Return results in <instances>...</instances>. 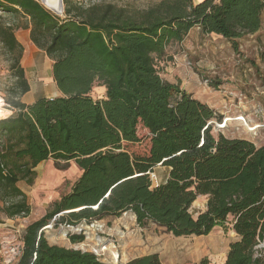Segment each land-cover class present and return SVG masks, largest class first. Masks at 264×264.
<instances>
[{
    "label": "trees",
    "instance_id": "1",
    "mask_svg": "<svg viewBox=\"0 0 264 264\" xmlns=\"http://www.w3.org/2000/svg\"><path fill=\"white\" fill-rule=\"evenodd\" d=\"M63 2L65 18L38 0H0V12L29 19L31 42L53 62L60 92L29 105L22 101L30 84L16 32L29 25H0V41L15 57L18 79L7 99L16 112L0 118L3 213L9 219L31 215L18 184L33 185L43 162L53 160L62 171L74 162L82 172L52 211L22 230L17 264H102L92 253L49 244L43 229L54 218L58 228L127 212L141 228L153 223L176 237L231 230L236 239L224 264H264V145L217 132L209 125L220 120L216 111L180 84L166 82L158 67L168 46L195 28L221 36L240 53V41L262 29L264 0H162L143 11ZM100 89L103 98L94 97ZM6 106L0 97V112L12 114ZM139 127L150 138L143 154L128 149L142 142ZM158 167L167 168L169 176L154 186L151 176ZM200 198L206 199V209L196 215L192 207ZM83 229L91 247L92 231L98 229ZM70 241L81 243L84 236ZM94 241L98 256L118 263L120 242L113 241L116 253L109 240ZM127 264L163 263L153 254Z\"/></svg>",
    "mask_w": 264,
    "mask_h": 264
},
{
    "label": "rangeland",
    "instance_id": "2",
    "mask_svg": "<svg viewBox=\"0 0 264 264\" xmlns=\"http://www.w3.org/2000/svg\"><path fill=\"white\" fill-rule=\"evenodd\" d=\"M41 2V0H38ZM76 4L88 6L91 4H113L131 11H143L159 3L162 0H73ZM198 4L204 0H193ZM51 11V10H50ZM65 18V14L58 15ZM29 25V19L23 15H12L0 12V25ZM30 25L27 29H19L16 32L17 40L24 47L21 59V67L25 71V77L34 95L43 92H52L56 87L52 77L53 62L44 52L36 51L28 40ZM30 44V45H29ZM32 46V48L30 47ZM32 49V50H31ZM14 56L0 41V97L4 99L6 107L12 111L1 112L0 118H8L15 114L7 103V99L14 96L18 83L17 70L13 68ZM161 77L171 84H180L181 89L203 104L211 107L219 115V124L226 125L221 133L232 139H245L259 144L264 142V121L261 106H264V13L262 29L255 35H249L240 41V53L233 50L230 42L215 34H203L199 28H195L182 42L171 43L165 57L158 62ZM56 94V90L53 91ZM93 96L101 97L95 90ZM33 94H26L22 101L29 103ZM242 98V99H240ZM259 116V117H258ZM241 118L247 120L242 121ZM232 119V120H230ZM258 121V122H256ZM261 124L257 131L251 132L248 126ZM138 134L142 142L132 145L128 149L131 153H146L149 150L150 138L148 131L139 127ZM263 134V135H262ZM263 137V139H262ZM152 177L154 186L160 184L165 173L157 171ZM81 176L80 169L74 162L65 171L56 168L53 160L40 165L37 169V178L33 185L21 181L18 187L26 194L28 203L32 208L29 217H16L9 219L3 208L5 201L0 192V264H17L21 254L20 232L34 220L46 216L53 210L54 203L71 192L73 184ZM206 201L200 198L192 207L193 212L205 211ZM131 212L120 218H109L98 222L92 231L94 240L107 239L110 241V249L120 250V258L117 264H123L128 257L133 255L157 254L163 264H198L207 258L209 264H224L230 244L235 241L233 231L224 228H215L208 236H184L176 237L165 228L150 223L141 228L133 218ZM135 217V216H134ZM126 224L131 229H124ZM116 226V229L114 227ZM99 227V228H98ZM65 227L46 230L49 244L67 249H78L94 253L92 246L97 245L94 240L87 245L88 234L85 231L70 232L73 235H85V242L73 244ZM64 232L66 235L64 236ZM112 240V241H111ZM120 240V241H119ZM113 241L119 243L116 249ZM131 254V255H130ZM98 256L97 254H95ZM102 264H113L106 257H99Z\"/></svg>",
    "mask_w": 264,
    "mask_h": 264
},
{
    "label": "built area",
    "instance_id": "3",
    "mask_svg": "<svg viewBox=\"0 0 264 264\" xmlns=\"http://www.w3.org/2000/svg\"><path fill=\"white\" fill-rule=\"evenodd\" d=\"M262 93L264 94V85H263V88H262ZM240 99H242V98H240ZM261 109V111L263 112V109L262 108H260ZM259 117V116H258ZM229 119H227L226 120V122H225V124H219L220 122H219V119L218 118H215V119H213L212 121H210V123H209V125H211V126H213L214 128H215V130L217 131V132H220L221 131V129L226 125V123H227V121H228ZM230 120H232V119H230ZM241 120L242 121H245L246 119H244V118H241ZM262 121H264V120H262ZM256 122H258V121H256ZM246 125H248L247 124V120H246ZM249 127V130L251 131V132H254V131H257V129L258 128H260L261 127V124H257V125H255V126H248ZM264 127V126H263ZM152 177H155V175L154 174H152ZM128 213V212H127ZM127 213H124L123 215H127ZM132 213V212H131ZM133 214V213H132ZM122 215V216H123ZM135 216V215H134ZM135 218H136V216H135ZM55 221H56V218H54L43 230H44V232H45V234H46V230L47 229H50V228H52L53 226H54V228H55ZM98 222H101V221H96V222H93V223H91V224H88V223H86V222H82L81 224H79V225H77V226H71V225H61L60 227H65L66 228V231L65 232H67V235L69 236V239H70V232H72V231H75L76 233L77 232H82V231H85L83 228H85V227H93L94 225H96ZM59 228V227H58ZM22 232V231H21ZM20 232V230L18 231V233H21ZM85 233H86V236H87V232L85 231ZM74 236V235H73ZM77 236H84V241L83 242H85L86 241V239L87 238H85L86 236L83 234V235H77ZM83 242H81V243H83ZM77 244H79V243H77ZM88 246V245H87ZM75 250H78V249H75ZM78 251H82V252H85V251H83V250H78ZM94 251V250H93ZM92 254H97L95 251H94V253H92ZM96 256V255H95ZM97 258H98V256H96ZM100 257V256H99ZM100 261V260H99Z\"/></svg>",
    "mask_w": 264,
    "mask_h": 264
},
{
    "label": "crops",
    "instance_id": "4",
    "mask_svg": "<svg viewBox=\"0 0 264 264\" xmlns=\"http://www.w3.org/2000/svg\"><path fill=\"white\" fill-rule=\"evenodd\" d=\"M28 40L31 42V39H30V32H29V35L27 36V38L25 39V43L26 44H28ZM31 44H32V42H31ZM30 45V44H29ZM32 46L33 47H35L33 44H32ZM32 46H30L31 48H32ZM35 49H36V51H40V52H43V51H41V50H39L37 47H35ZM32 50V49H31ZM25 52V51H24ZM25 55L23 54V57H24ZM53 79V78H52ZM54 81V80H53ZM55 83V82H54ZM54 90H56V94H54L53 93V91ZM54 90H52V92H48V93H42L41 95H34V93H33V88L31 87V85H30V92L29 93H27L28 95L29 94H33V97L31 98V100H30V102L29 103H26V104H32V103H34L35 101H37V100H39V99H41V98H55V97H59L60 96V92H59V90H58V88H55ZM99 93H101V97H99V98H103V96L105 95V89H100L99 90ZM25 103V102H24ZM261 108L263 109V115H264V106H261ZM264 117V116H263ZM263 120H264V118H263ZM263 135V134H262ZM262 139H263V137H262ZM248 141H250L249 139H248ZM254 143V142H253ZM257 146H261V145H264V142L262 141L261 143H259V144H256ZM48 162V161H47ZM43 163H46V162H43ZM42 163V164H43ZM41 165V164H40ZM40 165L35 169V171H36V173H37V169L40 167ZM159 170H162V171H164V173H165V177H164V179L160 182V184H162V183H164L167 179H168V176H169V170L167 169V168H164V167H158L157 169H156V173H157V171H159ZM81 174H82V172H81ZM74 185V184H73ZM157 185H159V184H157ZM73 187V186H72ZM204 199V201H206V199L205 198H203ZM38 220H40V219H38ZM38 220H34L33 222H35V221H38ZM21 245H22V243H20ZM131 255V254H130ZM140 257H144V255H133L132 257H128V259L123 263V264H127L128 262H130L131 260H134V259H137V258H140Z\"/></svg>",
    "mask_w": 264,
    "mask_h": 264
},
{
    "label": "bare ground",
    "instance_id": "5",
    "mask_svg": "<svg viewBox=\"0 0 264 264\" xmlns=\"http://www.w3.org/2000/svg\"><path fill=\"white\" fill-rule=\"evenodd\" d=\"M44 1H46V4L52 11H61L59 0H44Z\"/></svg>",
    "mask_w": 264,
    "mask_h": 264
},
{
    "label": "water",
    "instance_id": "6",
    "mask_svg": "<svg viewBox=\"0 0 264 264\" xmlns=\"http://www.w3.org/2000/svg\"><path fill=\"white\" fill-rule=\"evenodd\" d=\"M41 2H42V4L46 7V8H48L49 10H51L49 7H48V5L46 4V1H44V0H41ZM59 2H60V8H61V11H52L53 13H55V14H57V15H62L63 13H64V2H63V0H59Z\"/></svg>",
    "mask_w": 264,
    "mask_h": 264
}]
</instances>
